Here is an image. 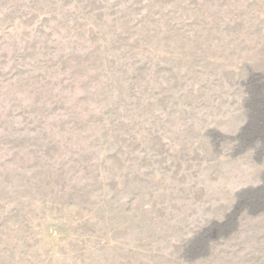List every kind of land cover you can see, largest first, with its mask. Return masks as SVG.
<instances>
[{
	"label": "rangeland",
	"instance_id": "1",
	"mask_svg": "<svg viewBox=\"0 0 264 264\" xmlns=\"http://www.w3.org/2000/svg\"><path fill=\"white\" fill-rule=\"evenodd\" d=\"M0 264H264V0H0Z\"/></svg>",
	"mask_w": 264,
	"mask_h": 264
}]
</instances>
